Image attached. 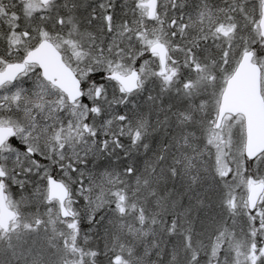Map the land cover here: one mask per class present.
Masks as SVG:
<instances>
[{
    "label": "snow or ice",
    "instance_id": "snow-or-ice-1",
    "mask_svg": "<svg viewBox=\"0 0 264 264\" xmlns=\"http://www.w3.org/2000/svg\"><path fill=\"white\" fill-rule=\"evenodd\" d=\"M0 264H264V0H0Z\"/></svg>",
    "mask_w": 264,
    "mask_h": 264
}]
</instances>
